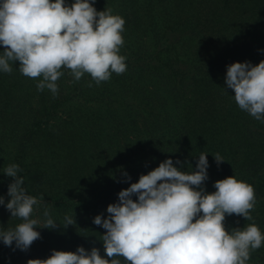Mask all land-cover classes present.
Returning <instances> with one entry per match:
<instances>
[{
	"label": "trees",
	"instance_id": "16d2710c",
	"mask_svg": "<svg viewBox=\"0 0 264 264\" xmlns=\"http://www.w3.org/2000/svg\"><path fill=\"white\" fill-rule=\"evenodd\" d=\"M94 7L111 8L125 20L123 74L96 85L89 74L73 82L62 69L53 97L37 90L42 77L20 73L19 62L11 74L0 72V196L5 204L10 199L12 178L4 169L17 164L27 193L43 195L40 226L46 206L61 225L36 228L41 238L27 251L0 240V264H27L78 246L105 256L100 239L106 230L94 217L106 218L122 189L166 159L195 171L201 152L209 164L208 193L229 176L255 189L253 221L226 216V229L254 222L264 233V122L242 111L225 84L227 65L264 60V0H95ZM119 106L125 107L120 115ZM98 120L114 122L115 131L99 132ZM83 122L91 127L81 130L77 123ZM217 153L225 161L219 165ZM124 172L130 181L124 182ZM66 215L75 225L62 227ZM21 222L0 205V230ZM251 254L247 264H264V245Z\"/></svg>",
	"mask_w": 264,
	"mask_h": 264
},
{
	"label": "clouds",
	"instance_id": "9594fccd",
	"mask_svg": "<svg viewBox=\"0 0 264 264\" xmlns=\"http://www.w3.org/2000/svg\"><path fill=\"white\" fill-rule=\"evenodd\" d=\"M94 4L95 0H74L71 5L65 0H0V72L11 74L12 64L19 62L20 73L42 77L37 90L48 89L53 97L59 91L62 69L70 70L73 82L89 74L96 85L113 73L123 74L127 65L120 49L125 20L111 8L97 11ZM225 84L242 111L264 122V60L256 65L250 61L227 65ZM213 157L217 165L225 162L218 153ZM208 167L203 152L191 172L181 171L169 158L122 189L118 202L107 206L108 216L93 219L106 230L100 239L105 256L96 247L87 251L78 246L75 252L53 249L48 258L29 259L27 264H247L251 253L264 245V233L254 222L229 231L225 219L235 214L253 221L255 189L229 176L217 180L216 191L208 193L203 187ZM20 171L17 164L4 169L12 182L10 199L5 204L0 196V205L22 222L0 230V240L7 247L15 244V249L27 251L41 238L36 228L61 225L47 206L42 226L33 218L44 198L27 193ZM123 175L124 182L131 180L127 172ZM75 223V217L66 215L62 227Z\"/></svg>",
	"mask_w": 264,
	"mask_h": 264
},
{
	"label": "rangeland",
	"instance_id": "374dc122",
	"mask_svg": "<svg viewBox=\"0 0 264 264\" xmlns=\"http://www.w3.org/2000/svg\"><path fill=\"white\" fill-rule=\"evenodd\" d=\"M128 96H129V98L131 100L130 102L134 104L135 103V100L130 97L131 96L130 94H128ZM115 106H118V105H115ZM124 108L125 107H123V106H119L118 109H117V111L115 112V114L120 115L121 109H124ZM66 116H67L66 114L62 115V117H64V118H66ZM92 123H94V122L92 121ZM94 124H97L96 127L98 128L99 132H102L103 131V133H113V131H115L114 129H115V126L116 125H115L114 122L108 123V122H104L103 120H98V123H94ZM77 125H78V127L81 130L82 129H85L87 127L89 129L91 127V125H88V124H86L84 122H83V124L77 123ZM145 137H146V135H145ZM38 213H39V208H36L35 211H34V213H33V218H36V219H39L40 220V217H39V214ZM254 261H256V258L254 259Z\"/></svg>",
	"mask_w": 264,
	"mask_h": 264
}]
</instances>
